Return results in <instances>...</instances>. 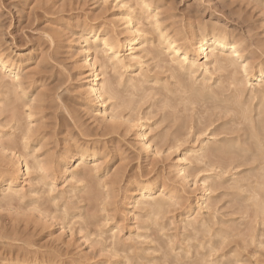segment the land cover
Here are the masks:
<instances>
[{
  "label": "rangeland",
  "instance_id": "obj_1",
  "mask_svg": "<svg viewBox=\"0 0 264 264\" xmlns=\"http://www.w3.org/2000/svg\"><path fill=\"white\" fill-rule=\"evenodd\" d=\"M136 1L0 0V54L10 56L11 59L16 60L20 64L22 79L20 80V88L15 87L16 92L14 87L13 89L10 88L13 91L7 92L6 90L8 89L6 88L9 85L11 87L12 85L14 86L13 81L10 76L0 74V83H2L0 86V100H2L0 102V114L2 113L0 115V178L3 179H0V188L2 189H0V264H264V193H262L264 191L260 192V187L261 189L264 187V177H262L264 176V164L253 145L256 141L252 136L255 131L251 129L249 121L244 122V119L240 121L242 115L233 114L234 112L225 113L224 105L222 106V103L218 101L215 102V100L210 99L207 102H181L180 97H177V95H181L182 91L175 81L176 79L179 80V77L174 75L173 71L171 72L173 68L170 65V57H167L165 51H162L164 49L158 38L159 33L157 32L158 34H156L155 29H152L151 23L148 24V22L154 21L151 19L152 17L153 19L155 17L156 19L159 18L158 20L155 19V21H158V23L160 21L159 25L162 26L161 29L163 31L166 30L167 35L172 38L177 37L176 40L179 39L178 43H185L182 45L195 46L193 47L194 50L198 48L197 42L204 29L203 25L208 24L209 27H207L209 29L212 28L211 24L214 27L217 25L216 27L221 28L223 31L227 28L225 33L228 32L227 34L231 40H236L235 42L239 44L241 57L250 68L252 67L251 72L249 73L250 75L246 76L243 72H240L239 68L235 69L233 67L216 72L212 66L213 85L211 81L209 84L211 83L213 90L216 88L215 91H218V87H221V89L222 87L233 89L230 86L232 78L239 79V76H241L239 81L242 84L244 83L243 93H245L243 95L244 100L243 98L242 100L246 103L248 100L246 98L249 95V97L252 95L253 99L258 96L254 101L249 98L252 101L250 100L249 103L248 100L246 103L247 107L252 110L248 115L250 114L254 118L257 111H259L258 107L264 109V104L262 105L264 95L261 94L264 91V80H256L258 68L264 70V27H262L264 26V0H149L151 1V12L148 11V13L142 12L140 10L141 5H139L141 1ZM121 2L122 4H120ZM135 7L137 11L134 10ZM132 10L136 14L140 11V13H144L141 15L139 13L138 15L143 20L140 21L144 22L142 26H145L143 28L148 30V37L146 36V38L149 41L146 43L147 45L142 44L144 47L140 46L142 49L146 48L147 52H149L147 55V52L145 55L143 54L145 58L143 60V71L138 72L136 69L123 68L119 70V75L121 76L117 75L115 80L114 75L116 76V74L111 69H108L106 77H109L112 81L114 79L113 82H116L117 88L119 87L118 90L120 88L123 90L118 91L119 98L122 95V100L121 98L119 99L121 103L117 101L118 99L115 100L118 104L120 103L119 105H121L122 109L118 108L119 105L117 103L116 105L113 100L104 103L103 106L98 108L94 97L89 94L88 81L90 80L91 70L87 66V61H90L91 58L88 57L89 54L86 52V43L83 42V36L90 31H94L103 35L106 34L108 37L120 36L122 39L125 33L126 21L130 17ZM152 13L154 16L151 15ZM145 17L152 21L148 20L146 23ZM148 25L152 27H149L151 30L148 29ZM187 38L188 40L190 39L189 43ZM182 39L187 44L184 41L181 42ZM154 41L155 44H153ZM151 42L152 46H150ZM158 47L161 49H158ZM158 50L162 51L166 56L161 55L160 52L158 53ZM100 59L102 60L101 56ZM200 62L202 63L204 60ZM169 67L171 68L170 70ZM231 68L238 72L236 76L234 70L230 71ZM1 75L4 79H1ZM124 76L125 78L123 79L122 77ZM242 76L245 78H242ZM134 77L139 83L146 81L145 85L143 84L145 87L140 86L138 92L134 90L133 94L131 93L134 96L137 92V96H134L136 99L132 95L128 96L130 92L127 91H131L130 86L127 84L123 85L124 88L122 85L118 86V79L128 81L132 78L134 79ZM156 80L159 82H156ZM166 81L170 84L168 85ZM217 82H220V85ZM159 83L164 84L161 87ZM165 83L169 86L165 90H168L167 92L172 96L170 98L166 91L164 94L159 91H164ZM174 83L177 87L174 86ZM171 84H173V87ZM159 87L163 89H159ZM17 88L19 89L18 91ZM156 88L159 90L156 91ZM173 88L174 91L177 89L176 94L171 91ZM152 90L153 92H151ZM5 92L8 95L11 94L8 96L9 98L5 95ZM123 92L124 95L121 94ZM139 93L143 94L142 98ZM151 93L152 96H155L153 97L154 99L151 98L152 96L150 97ZM138 94L141 100L138 98ZM246 94L247 97H245ZM123 96L130 100L124 99ZM181 96L184 97L183 95ZM224 96L226 95L223 94V100L225 99ZM165 98L167 100L165 102L166 105L168 102L170 105L174 103L173 100L176 102V109L173 108L174 111L173 109L172 111L170 110L171 106L168 104V107L170 106L168 110L171 113L165 109L166 106L163 104ZM132 99L136 100L135 104L137 102L138 107ZM123 100H127L128 104H123ZM131 101L137 109L133 104L131 105ZM177 101L181 102L180 108ZM251 103L253 107H250ZM126 106L128 107L125 108ZM108 107V114L103 113L104 108ZM132 108L136 111H132ZM213 109L217 110H215V117L213 115V118H211L214 113ZM186 110H188V113H186ZM196 111L200 113L197 114L195 113ZM177 113H179L178 119L176 118ZM221 113L222 115L218 116ZM182 114L184 115L181 116ZM225 116L229 117V119H225ZM139 117L144 120L141 121V124L144 125L151 139L152 152L143 148V129L139 126L141 125L138 122L140 121ZM262 117L264 120V114L260 118ZM125 120L128 122H125ZM220 124L221 126H219ZM222 124L224 127L220 129ZM238 132L242 133L239 134ZM244 134L246 136L248 134L249 137L247 136L248 138L245 137L244 139ZM238 135H240V138L237 137ZM175 136L179 137L178 140ZM260 137L263 139V135H260ZM217 139L218 141H216ZM222 139L226 142L222 141ZM246 139L248 140L245 142ZM227 140L230 142L228 143ZM205 141L207 144H205ZM236 141H239V143L236 144ZM243 141L245 144L248 143L247 147ZM202 144H205L204 147L208 146L203 147L206 150L215 144L226 149L230 146L233 147L237 154H241L240 156L238 155L239 157L236 156L235 162L239 163L238 160H241V162L244 160L245 163H248L247 161H249V163L251 162L250 165H253V170L249 163V166L247 164L244 165V162L239 163L240 166L236 164L237 167L235 166V168L229 170L226 166L223 169V166L217 164L218 161H210L206 157L199 158L204 152H199V156L195 152L203 146ZM26 146L29 147L27 148ZM248 147H252L255 153L251 150L252 148L249 149ZM29 148H32V150ZM246 148L247 150H245ZM80 149L88 152L89 157L85 164L77 161L73 163L74 165L66 166L68 154L76 153ZM26 151L29 153L27 154ZM29 155H31L32 159H30ZM205 159L209 160L208 163ZM22 160L27 161L30 167L33 164L35 165L37 161L41 162L42 166L46 163L48 166H43L44 172H39L36 171L37 168H34L33 165V169L29 173L25 172L22 175L19 171L21 169L25 171L22 168ZM185 163V173H183L181 169ZM243 166H248V168L246 167L245 170ZM46 169H49V174L45 172L47 171ZM249 169L253 172L249 171ZM259 169L263 172L259 171ZM39 176L44 178H42L43 183L40 180L42 184L45 183L43 186L39 183V179H36L40 178ZM259 176L263 178L262 181ZM46 179L51 182V184L48 182V185H52V190L51 187L46 185ZM239 179L242 181V183L240 182L241 184H238ZM10 180L17 182L19 190H24L22 191V193L24 192V197L23 194L22 197H18L19 199L17 196H12L11 200L4 197L3 194L6 195L5 192H7L6 189ZM247 181L248 183L249 181L250 183L255 181L258 184L257 190L256 187L254 188L255 182L253 184L249 183L250 186H248L246 184ZM38 183L39 187L37 188ZM144 183L151 184L154 189L151 192L153 199L159 198L162 192L165 195L162 197L163 199L161 198L165 201V203L163 202L164 205L162 204L159 211L153 213V215L149 211V207L136 206L135 209H127L131 200L136 198L137 194H140ZM86 188L89 189L87 190ZM47 190L48 192H46ZM249 191H251L253 196L260 192V196L257 197L255 195L252 197L251 193H248ZM38 192H40V195ZM42 192L44 193L42 194ZM46 196H49V198ZM89 196L91 199L88 198ZM86 198L89 201H86ZM253 199L259 201L258 203L260 204L257 206L261 205L263 208L254 207L256 201L254 202ZM47 200L53 204L48 203ZM255 208H259V210H255ZM261 208L263 209L262 211L260 210ZM67 210L69 214H67ZM144 229L146 230L143 231ZM167 229L169 231H166Z\"/></svg>",
  "mask_w": 264,
  "mask_h": 264
},
{
  "label": "bare ground",
  "instance_id": "obj_2",
  "mask_svg": "<svg viewBox=\"0 0 264 264\" xmlns=\"http://www.w3.org/2000/svg\"><path fill=\"white\" fill-rule=\"evenodd\" d=\"M138 1V0H137ZM136 1V2H137ZM139 1H141V4H139V5H141V11L143 12H145V13H148V11H150L151 10V4H150V2L151 1H149V0H139ZM163 1V0H162ZM134 2H135V0H134ZM221 2V1H220ZM104 3V2H103ZM155 3V2H154ZM153 3V4H154ZM120 4H122V2L120 3ZM132 4H133V2H132ZM136 4V3H135ZM156 4V3H155ZM158 4V3H157ZM262 4V3H261ZM134 5V4H133ZM153 6V5H152ZM119 7V6H118ZM190 7V6H189ZM120 8V7H119ZM123 9V8H122ZM132 9V8H131ZM138 9V8H137ZM129 10V9H128ZM135 11H137L136 10V7H135V9H134ZM135 11H133L132 10V12H130V17H128V19H127V21H126V27H125V33H124V35H123V37H122V39H121V37L119 36V37H115V36H113V37H108L106 34L105 35H103V34H100L99 32H94V31H90L88 34H83V35H85V36H83L84 38V40H83V42L84 43H86V52H88V54H89V58H91L90 59V61L88 60L87 61V63H88V67L90 68V70H91V76H90V80L88 81L89 82V84H88V88H89V94L90 95H92L93 97H94V99H95V101L97 102V106H98V108H99V106H103V104L104 103H106V102H109V101H111V100H113L114 102H115V100H117L118 102H120L119 101V99L122 97V95H121V97L119 98V92L118 91H123L121 88H120V90H118V88H117V85L115 84L116 82H113L114 81V79H113V81L112 80H110V78L109 77H106V75H107V73H108V69H111L112 71H113V73L114 74H116V76L114 75V78L115 77H117V75H119V70H121V69H123V68H126V69H136V71H143V60H145V58H144V55H145V53L147 52V49L145 50L144 48L142 49L140 46H143L142 44H146V43H148V39L146 38V36L148 37V30L146 29V28H143L144 26H142L143 24H144V22L142 23L141 21H143V20H141L142 18H139V13L141 12H139V13H137L136 14V12ZM168 11V10H167ZM187 11V10H186ZM151 12V11H150ZM149 12V13H150ZM158 12V11H157ZM154 13V12H153ZM153 13L151 14L152 16H154L153 15ZM162 13V12H161ZM160 13V14H161ZM173 13V12H172ZM141 14H144V13H140V15ZM138 15V16H137ZM150 15V14H149ZM184 15V14H183ZM144 16H146V15H144ZM151 16V17H152ZM155 16H157V14H155ZM158 16H159V14H158ZM246 16V15H245ZM142 17V16H141ZM146 18V20H145V22L147 23L148 22V20H150V19H147V17H145ZM149 18V17H148ZM171 18V17H170ZM174 18V17H173ZM179 18V17H178ZM188 18V17H187ZM143 19H144V17H143ZM152 20H154V21H152V20H150V21H152V22H148V24L149 23H151V25L153 26V28L152 27H150V25H148L147 27H148V29H150V28H152V29H155L154 31H156L155 33L156 34H158L159 33V40H160V44L163 46V49L164 50H162V51H165V53L167 54V57L169 56L170 57V65H171V67L173 68V70H171V72L174 74V75H177L178 77H179V80L178 79H176L175 81H176V83L178 84V86H179V89L182 91V93H181V95H183L184 97H182L179 93H177V94H179V95H177V97L179 96L180 97V100H181V102L182 101H184V102H192V103H195V102H202V101H206L207 102V100H210V99H212V100H215V102H219V103H222L221 105L223 106L224 105V112L225 113H231V112H234L233 114H240V116L242 117H240L241 118V120L240 121H243V119H244V122H246V121H249V123H250V125H251V129H254V131H255V133L252 135L253 136V139H255L256 141H255V143L253 144L254 145V147L256 148V151L258 152L257 154H258V156L260 157V159H261V161H262V163L264 164V120H263V117L262 118H260L261 117V115L263 116V114H264V109H261L262 107H258L259 108V111H257V113L255 114V116H254V118H252V116H250V114L248 115V113H250V112H252V110H250V108H248L247 106V101L249 100V98H252L253 96L251 95V97H249L248 96V98H246V99H248L247 101H246V103L243 101L244 100V98H243V95L245 94V93H243V91H244V83L242 84V82H240L239 81V79H241L240 77L241 76H239V79H236V78H232V82H231V84H230V86H232L233 87V89H231V88H226V87H222V89H221V87H218L219 89H218V91H215L216 90V88H215V90H213V80H212V74H213V72H211V67L213 66V68H214V71H222V70H226L228 67H233V68H239V70H240V72H243L246 76H248V75H250L249 73L251 72V68H250V66H248V64L246 63V61H244V59L241 57L242 55L240 54L241 52H240V50H239V44H237V42H235L236 40H231V38L229 37V35L227 34V33H225V31L227 30V28L225 29V31H223L221 28H217L216 26L214 27V26H212V24L210 25L212 28H208L209 26H208V24L207 25H203L204 26V29H203V31L201 32V35L199 36V38H198V42H197V44H198V48L196 49V50H194V48L193 47H195V46H192V45H182V44H185V43H178V41H179V39H177L176 40V38L174 39V38H172V37H170L169 35H167L166 34V30L165 31H163L162 29H161V27L162 26H160L159 24H160V21H159V23H158V21H155V19H156V17L153 19V17L151 18ZM159 19V18H158ZM158 19H156V20H158ZM168 19V18H167ZM141 20V21H140ZM163 21V20H162ZM161 21V22H162ZM173 21H174V19H173ZM168 22V21H167ZM171 22H172V20H171ZM179 23H180V21H178ZM142 23V24H141ZM175 23V22H174ZM183 23V22H182ZM197 23V22H196ZM202 23V22H201ZM173 24V23H172ZM184 24V23H183ZM198 24H199V22H198ZM147 25V24H146ZM162 25V24H161ZM179 25V24H178ZM200 25V24H199ZM198 25V26H199ZM207 28H206V27ZM150 27V28H149ZM179 27V26H178ZM262 27H264V26H262ZM188 28V27H187ZM199 28V27H198ZM179 29V28H178ZM263 29V28H262ZM147 30V31H146ZM151 30V29H150ZM201 30V29H200ZM153 31V30H152ZM174 31V30H173ZM150 32V31H149ZM158 32V33H157ZM168 32V31H167ZM169 33V32H168ZM175 33V32H174ZM149 34H151V33H149ZM230 34V33H229ZM113 35V34H112ZM153 35H155V34H153ZM237 35V34H236ZM175 36V35H174ZM184 36V35H183ZM186 36V35H185ZM243 36V35H242ZM232 37H233V35H232ZM235 37V36H234ZM246 37H247V35H246ZM242 38V37H241ZM152 40V39H151ZM181 40V39H180ZM190 40V39H189ZM189 40H188V38H187V41H188V43H189ZM194 40V39H193ZM184 40L182 39V41L181 42H183ZM192 41V40H191ZM184 42H186V41H184ZM193 43V42H192ZM191 43V44H192ZM239 43V42H238ZM153 44H155V41L153 42ZM181 44V45H180ZM186 44H187V42H186ZM196 44V45H197ZM147 45V44H146ZM148 46H149V44H148ZM150 46H152V42H151V44H150ZM160 46V45H159ZM140 47V48H139ZM144 47V46H143ZM147 47V46H146ZM161 47V46H160ZM160 47H158V49L160 48ZM197 47V46H196ZM148 48V47H147ZM155 48V47H154ZM162 48V47H161ZM160 48V49H161ZM58 49V48H57ZM256 49V48H255ZM53 51V50H52ZM80 51V50H79ZM162 51H159L158 50V53L160 52V54L161 55H165L166 56V54H163V52ZM54 52V51H53ZM85 52V51H84ZM1 53V52H0ZM3 53V52H2ZM122 53H123V55H122ZM149 52H147L146 53V55L148 54ZM244 53V52H243ZM77 54H78V52H77ZM144 54V55H143ZM151 54V53H150ZM1 56H0V74H2V75H4V74H6V75H8V77L10 76V78L12 79V81H13V84H14V86L12 85V87H11V85H7V84H5L6 86H8L6 89H8V90H6L7 92H10L12 89H13V87L15 88V87H19L20 86V80H22L21 79V72H20V64H18V62L16 61V60H13V59H11L10 58V56H7V55H4V54H0ZM55 55V54H54ZM86 55V54H85ZM255 55V54H254ZM100 56L102 57V60L100 59ZM146 57V56H145ZM152 57V56H151ZM88 58V59H89ZM149 58V57H148ZM147 60V59H146ZM204 60V62H200V61H203ZM19 63H21V62H19ZM155 64V63H154ZM160 64V63H159ZM169 64H168V66H170ZM85 66V65H84ZM159 66V65H158ZM46 67H47V65H46ZM161 68H162V66H161ZM167 68V67H166ZM150 69V68H149ZM156 69V68H155ZM171 68L169 67V70H170ZM235 69H232L231 68V70L230 71H232V70H234V72H235V76H236V73H238V72H236L235 71ZM54 70V69H53ZM89 70V69H88ZM110 70V71H111ZM238 69H237V71H239ZM254 70V69H253ZM130 71V70H129ZM123 72V71H122ZM257 73H258V76H257V79L256 78H254V79H256V80H264V70L263 69H261V68H258V71H256ZM110 73V72H109ZM256 73V74H257ZM142 74V73H141ZM140 74V75H141ZM232 74H233V72H232ZM256 74H255V76H256ZM1 75V79H4V78H2L3 76ZM6 75H4V76H6ZM110 75V74H109ZM125 75V74H124ZM144 75H145V73H144ZM143 75V76H144ZM237 75H241V74H237ZM119 76H121V75H119ZM123 76V75H122ZM153 76V75H152ZM159 76V75H158ZM172 76V75H171ZM234 75H233V77H235ZM244 76V75H243ZM242 76V78H245V77H243ZM24 77V76H23ZM71 77V76H70ZM146 77V76H145ZM145 77H144V79H145ZM160 77V76H159ZM158 77V78H159ZM170 77V76H169ZM200 79H199V78ZM109 78V79H108ZM119 78H121V77H119ZM123 79L125 78V76L124 77H122ZM130 78V77H129ZM147 78V77H146ZM172 78H173V76H172ZM171 78V79H172ZM38 79V78H37ZM143 79V80H144ZM161 79H163V78H161ZM66 80V79H65ZM115 80H116V78H115ZM119 80V82H118V86H121L122 85V87H123V85H128V86H130L129 88H131V91H127V92H130V95H129V93H128V96H131L132 94H133V91L135 90H137V92H138V88L140 87V86H143V87H145L144 85H145V82L146 81H144V82H141V83H139V81L138 80H135V77H134V79L132 78V79H130V80H120V79H118ZM142 80V81H143ZM148 80V79H147ZM152 80V79H151ZM160 80V79H159ZM168 80V79H167ZM172 80H174V79H172ZM245 80V79H244ZM243 80V81H244ZM247 80V79H246ZM1 81V80H0ZM3 81V80H2ZM149 81V80H148ZM158 80H156V82H157ZM164 81V80H163ZM168 81H170V80H168ZM211 81V83H212V85H211V83L209 84V82ZM215 81H217V80H215ZM222 82H223V80H221ZM247 81H249V80H247ZM246 81V82H247ZM6 82V81H5ZM21 82H23V81H21ZM39 82V81H38ZM159 82V81H158ZM165 82V81H164ZM167 82V81H166ZM174 82V81H173ZM7 83V82H6ZM12 83V82H11ZM10 83V84H11ZM66 83V82H65ZM139 83V84H138ZM220 82H217V84H219ZM144 84V85H143ZM147 84V83H146ZM148 84H149V82H148ZM158 84V83H157ZM160 84V83H159ZM162 84H164V83H161L159 86H161ZM166 84V83H165ZM167 84L169 85L170 83H168L167 82ZM164 85V91H161V90H159L161 87H159V91L161 92V93H165V91L167 92L168 90H165V88L167 89V86L168 85ZM223 84V83H222ZM246 84H248V83H246ZM2 85V83H0V86ZM5 85H3V86H5ZM54 85V84H53ZM84 85V84H83ZM173 84H171V86H172ZM220 85V84H219ZM243 85V86H242ZM250 85V84H249ZM43 86V85H42ZM174 86H175V83H174ZM252 86H253V83H252ZM251 86V87H252ZM21 87H23L22 85H21ZM26 87V86H25ZM146 87H147V85H146ZM169 87V86H168ZM173 87V86H172ZM175 87H177V86H175ZM245 87H246V85H245ZM248 87V86H247ZM1 88V87H0ZM4 88V87H3ZM10 88H12V89H10ZM20 88V87H19ZM124 88V87H123ZM128 88V87H127ZM128 88V89H129ZM149 88V87H148ZM147 88V89H148ZM255 88V87H254ZM253 88V89H254ZM45 89V88H44ZM63 89V88H62ZM61 89V90H62ZM68 89V88H67ZM86 89V88H85ZM161 89H163V88H161ZM168 89H170V88H168ZM179 89H178V91H179ZM252 89V88H251ZM15 90V92H16V88L14 89ZM19 89L17 88V91H18ZM27 90V89H26ZM127 90V89H126ZM157 90V88H156V91H158ZM259 90V89H258ZM264 90V89H263ZM13 91V90H12ZM66 91V90H65ZM171 91H173L174 93L177 91V89H176V91H174V88H173V90L171 89ZM247 91V90H246ZM245 91V92H246ZM255 91V90H254ZM257 91V90H256ZM1 92V91H0ZM25 92V91H24ZM85 92V91H84ZM137 92L135 93V95L137 94ZM151 92H153V90L151 91ZM259 92V91H258ZM264 92V91H263ZM263 92L261 93L262 95H264L263 94ZM14 93V92H13ZM18 93V92H17ZM67 93V92H66ZM132 93V94H131ZM146 93V92H145ZM159 93V92H158ZM168 93V92H167ZM170 93H172V92H170ZM252 93V92H251ZM20 94V93H19ZM61 94V93H60ZM121 94H123L124 95V92L123 93H121ZM140 94V96H141V98L143 97V94L142 93H139ZM139 94H138V96H139ZM142 94V95H141ZM147 94V93H146ZM154 94V93H153ZM162 94V95H163ZM176 94V93H175ZM221 94H222V96H221ZM223 94L224 95H226V96H224V100H223ZM249 94V93H248ZM253 94V93H252ZM259 95H260V93H258ZM5 95H7V97L9 96V95H11V94H6V92H5ZM134 95V96H135ZM158 95V94H157ZM168 95H169V93H168ZM14 96V95H13ZM12 96V97H13ZM16 96H17V94H16ZM23 96V95H22ZM27 96V95H26ZM133 96V95H132ZM133 96V97H134ZM137 96V95H136ZM140 96L138 97L140 100H141V98H140ZM152 96V93H151V95H150V97ZM160 96V95H159ZM176 96V95H175ZM11 97V98H12ZM15 97V96H14ZM61 97H63V96H61ZM124 97V96H123ZM145 97H147L146 95H145ZM149 97V96H148ZM149 97V98H150ZM153 97H155V96H152L151 98H153ZM157 97V96H156ZM168 97V96H167ZM170 97H172L171 95H169V98ZM245 97H247V94L245 95ZM258 97V96H257ZM256 97V98H257ZM2 98V97H1ZM9 98V97H8ZM126 97H124V99H125ZM132 98V97H131ZM242 98H243V100H242ZM255 98V99H256ZM16 99V98H15ZM21 99V98H20ZM127 99V98H126ZM129 99V98H128ZM127 99V100H128ZM134 99H136L135 97H134ZM134 99H132V100H134ZM154 99V98H153ZM168 99V98H167ZM179 99V98H178ZM253 99V98H252ZM255 99H253V101L255 100ZM263 100V102H262V105L264 104V98H262ZM5 100H6V98H5ZM68 100V99H67ZM121 100H122V98H121ZM126 100V101H127ZM130 100V99H129ZM128 100V101H129ZM143 100H144V98H143ZM146 100H147V98H146ZM176 100V99H175ZM179 100V101H180ZM251 100V99H250ZM250 100H249V103H250ZM261 100V99H260ZM2 100H0V102H1ZM124 101V103L123 104H128V101H127V103H126V101L125 100H123ZM135 101L136 100H134V104H135ZM167 100H166V98H165V101H164V103L163 104H165V102H166ZM252 101V100H251ZM17 102V101H16ZM30 102V101H29ZM67 102V101H66ZM95 102V103H96ZM132 102V101H131ZM130 102V103H131ZM142 102V101H141ZM171 102H172V100H171ZM173 102L174 103H172L171 105L169 104V102H168V104L171 106V109L168 107V104L166 105L165 104V106L167 107H165L164 105V107H165V109L166 110H168V109H170L171 111H172V109L173 108H175V101L173 100ZM178 102V101H177ZM180 102V103H181ZM117 102H115V104H116ZM121 103V102H120ZM119 103V104H120ZM129 103V104H130ZM154 103H156V102H154ZM158 103V102H157ZM161 103V102H160ZM179 102H178V105H179V108H180V104ZM189 103V104H190ZM219 103H217V104H219ZM248 103V104H249ZM255 103V102H254ZM16 104V103H15ZM50 104V103H49ZM52 104H53V102H52ZM66 104H68V103H66ZM118 104V103H117ZM116 104V105H117ZM118 104V105H119ZM133 104V102L131 103V105ZM134 104H133V106H134ZM206 104V103H205ZM258 104V103H257ZM260 104H261V102H260ZM11 105V104H10ZM113 105V104H112ZM111 105V106H112ZM131 105H130V108H131ZM137 107H138V105H137V102H136V104H135ZM178 105H177V107H178ZM213 105H214V103H213ZM220 105V106H221ZM252 105V106H251ZM261 105V106H262ZM96 106V107H97ZM110 106V107H111ZM115 106V105H114ZM136 106H134L136 109H137V107ZM154 106V105H153ZM153 106H151V107H153ZM174 106V107H173ZM264 106V105H263ZM74 107V106H73ZM128 106H126L125 108H127ZM147 107V106H146ZM191 107H193V106H191ZM197 107V106H196ZM198 107H200V106H198ZM197 107V108H198ZM207 107H209V106H207ZM212 107H214V106H212ZM250 107H253V104L251 103L250 104ZM21 108V107H20ZM90 108V107H89ZM118 108H121V105H119V107ZM117 108V106H116V110L118 109ZM129 108V109H130ZM182 108H183V105H182ZM186 108V107H185ZM184 108V109H185ZM201 108V107H200ZM203 108V107H202ZM255 108H257V107H255ZM257 108V109H258ZM108 109H109V107L108 108H104V112L103 113H106V114H108L107 112H108ZM113 109H114V107H113ZM122 109V108H121ZM164 109V110H165ZM176 109V108H175ZM178 109V108H177ZM184 109H182V110H184ZM196 109V108H195ZM195 109H194V111H195ZM252 109V108H251ZM30 110V109H29ZM88 110V109H87ZM214 110V109H213ZM215 110H217V109H215ZM215 110H214V113L212 114V117L211 118H213V115H214V117H215ZM31 111V110H30ZM47 111V110H46ZM59 111V110H58ZM132 111H134L133 110V108H132ZM136 111V110H135ZM134 111V112H135ZM169 111V110H168ZM168 111H167V113H168ZM173 111H174V109H173ZM188 110H186V113H188L187 112ZM199 111V110H198ZM5 112V111H4ZM9 112H11V111H9ZM24 112V111H23ZM131 112V111H130ZM170 112V111H169ZM217 113H219L218 111H216ZM14 113H17V112H14ZM67 113V112H66ZM102 113V114H103ZM124 113V112H123ZM171 113V112H170ZM176 113V112H175ZM182 113V112H181ZM180 113V114H181ZM195 113H197V111L195 112ZM198 113H200V112H198ZM197 113V114H198ZM217 113H216V115H217ZM2 114V113H1ZM0 114V115H1ZM75 114V113H74ZM114 114H115V112H114ZM178 114L179 113H177V116H176V118L178 117ZM185 114V113H184ZM184 114H182L181 116H183ZM41 115V114H40ZM117 115H118V113H117ZM148 115V114H147ZM175 115V114H174ZM186 115V114H185ZM194 115V114H193ZM219 115H222V113L221 114H218V116ZM253 115V114H252ZM31 116H32V114H31ZM155 116H156V114H155ZM172 116V115H171ZM170 116V117H171ZM190 116V115H189ZM2 117V116H1ZM27 117V116H26ZM76 117V116H75ZM103 117V116H102ZM129 117V116H128ZM142 117V116H141ZM145 117H146V115H145ZM144 117V118H145ZM153 117V116H152ZM166 117V116H165ZM175 117V116H174ZM235 117H238V116H235ZM257 117V118H256ZM49 118V117H48ZM125 118V117H124ZM143 118V117H142ZM141 118V119H142ZM191 118V117H190ZM256 118V119H255ZM1 119V118H0ZM6 119V118H5ZM74 119V118H73ZM139 119H140V117H139ZM140 119V121H138L140 124H141V121H144L143 119L141 120ZM147 119V118H146ZM145 119V120H146ZM157 119H158V117H157ZM178 119V118H177ZM187 119V118H186ZM225 119H229V117L227 118L226 116H225ZM238 119V118H237ZM41 120V119H40ZM102 120H104V119H102ZM134 120V119H133ZM166 120H168L167 118H166ZM171 120V119H170ZM176 120V119H175ZM193 120V119H192ZM219 120V119H218ZM39 121V120H38ZM157 121V120H156ZM155 121V122H156ZM187 121V120H186ZM221 121V120H220ZM234 121V120H233ZM15 122V121H14ZM29 122V121H28ZM102 122V121H101ZM125 122H128V121H126L125 120ZM137 122V121H136ZM137 122V123H138ZM146 122V121H145ZM153 122V121H152ZM9 123V122H8ZM135 123V122H134ZM185 123V122H184ZM207 123V122H206ZM213 122L211 121V124H212ZM239 123V122H238ZM242 123V122H241ZM17 124V123H16ZM39 124V123H38ZM54 124V123H53ZM200 124V123H199ZM210 124V125H211ZM228 124V123H227ZM245 124V123H244ZM5 125V124H4ZM57 125V124H56ZM186 125V124H185ZM187 125H188V122H187ZM213 125V124H212ZM248 125V124H247ZM142 129H143V132H142V138H143V148L146 150V151H153L152 149H153V147H152V142H151V139L149 138V136H148V132L146 131V128L144 127V125L143 124H141V125H139ZM189 126V125H188ZM201 126H202V124H201ZM208 126V125H207ZM219 126H221V124L219 125ZM229 126V125H228ZM238 126H239V124H238ZM249 126V125H248ZM46 127V126H45ZM61 127V126H60ZM138 127V126H137ZM175 127V126H174ZM224 126H223V124H222V127H220V129L221 128H223ZM227 127V126H226ZM231 127V126H230ZM236 127V126H235ZM240 127V126H239ZM238 127V128H239ZM128 128V127H127ZM126 128V129H127ZM189 128H190V126H189ZM228 128V127H227ZM217 129V128H216ZM219 129V130H220ZM236 129V128H235ZM240 129H242V128H240ZM13 130V129H12ZM43 130H45V129H43ZM56 130V129H55ZM68 130V129H67ZM114 130V129H113ZM112 130V131H113ZM181 130V129H180ZM192 130V129H191ZM207 130H208V128H207ZM207 130H205V131H207ZM15 131V130H14ZM115 131H116V129H115ZM216 131V130H215ZM242 131V130H241ZM131 132H132V130H131ZM186 132V131H185ZM185 132H183L184 134H185ZM209 132V131H208ZM244 132V131H243ZM10 133V132H9ZM26 133V132H25ZM150 133V132H149ZM152 133V132H151ZM239 133V132H238ZM242 133V132H241ZM241 133H239V134H241ZM244 133H246V132H244ZM12 134V133H11ZM19 134V133H18ZM57 134V133H56ZM113 134V133H112ZM116 134V133H115ZM176 134V133H175ZM174 134V135H175ZM183 134V135H184ZM217 134V133H216ZM218 134H220V133H218ZM223 134V133H222ZM251 134V133H250ZM10 135V134H9ZM54 135V134H53ZM125 135V134H124ZM178 135V134H177ZM211 135V134H210ZM225 135H226V133H225ZM228 135V134H227ZM245 135V134H244ZM243 135V136H244ZM260 135H263V139L260 137ZM1 136H2V134H1ZM74 136V135H73ZM216 136V135H215ZM217 136H220V135H217ZM240 135H238L237 137H239ZM243 136H242V138H243ZM247 136L249 137V135L247 134ZM246 135L244 136V139H245V137H247ZM13 137V136H12ZM48 137V136H47ZM52 137V136H51ZM116 137V136H115ZM176 137V136H175ZM247 137V138H248ZM251 137V136H250ZM96 138V137H95ZM179 138V137H178ZM178 138L176 137V139L178 140ZM204 138V137H203ZM223 138H224V136H223ZM227 138V137H226ZM240 138V137H239ZM238 138V139H239ZM242 138H241V141H242ZM213 139V138H212ZM214 139H216V138H214ZM220 139H221V137H220ZM243 139V140H244ZM101 140V139H100ZM183 140V139H182ZM229 140V139H228ZM227 140V141H228ZM231 140V139H230ZM248 139H246L245 140V142L247 141ZM97 141V140H96ZM216 141H218V139L216 140ZM222 141H225V140H223L222 139ZM219 142H221V141H219ZM226 142V141H225ZM225 142H223V143H225ZM230 141H228V143H229ZM244 142V141H243ZM245 142H244V144H245ZM26 143V142H25ZM48 143V142H47ZM180 143V142H179ZM202 143V142H201ZM209 143H212V142H209ZM214 143H215V141H214ZM237 143H239V141H236V144ZM1 144V143H0ZM205 144H207V142L205 141ZM204 144V145H205ZM220 144V143H219ZM221 144H222V142H221ZM233 144V143H232ZM28 145V144H27ZM203 145V144H202ZM204 145L202 146V147H200V149L197 151L196 149V154L198 155V153L199 152H204V154L202 153V156H199V158H202V157H206L207 159H209L210 161H218V163L217 164H219L220 166H223L222 168L223 169H225V167L224 166H226L227 168H229V170H231L232 168H235V166H236V164H238L239 166H240V164L239 163H243L244 165L245 164H247L248 165V163H249V161H247L248 163H245V161L243 160V162H241V160H238L239 161V163L238 162H235V160H236V156H238L239 154H237V152L236 151H234L233 150V147H231L232 145H231V143H230V147L228 148V149H226V148H223L222 146H218L217 144H215L213 147H211V148H208L207 150L206 149H203V147H204ZM211 145V144H210ZM234 145V144H233ZM242 145H243V143H242ZM246 145V147L248 146V143L247 144H245ZM60 146V145H59ZM66 146V145H65ZM207 146V145H206ZM205 146V147H206ZM238 146H239V144H238ZM6 147H7V145H6ZM27 148L29 147V146H26ZM177 147V146H176ZM204 147V148H205ZM208 147V146H207ZM210 147V146H209ZM226 147V146H225ZM253 147V146H252ZM252 147H250V148H252ZM8 148V147H7ZM27 148H26V150H27ZM249 148V147H248ZM249 148V149H250ZM254 148V149H255ZM29 149H31L32 150V148H29ZM41 149V148H40ZM57 149V148H56ZM97 149V148H96ZM237 149H238V147H237ZM35 150V149H34ZM245 150H247V148L245 149ZM252 151H253V153H255V150H253V148L251 149ZM29 151V150H28ZM28 151H26V153L28 154L29 152ZM36 151V150H35ZM34 151V152H35ZM192 151V150H191ZM239 151V150H238ZM241 151V150H240ZM244 151V150H243ZM251 151V152H252ZM50 152V151H49ZM100 152V151H99ZM193 152V151H192ZM242 152V151H241ZM240 152V153H241ZM247 154H248V152H246ZM31 154V153H30ZM35 154V153H34ZM182 154V153H181ZM195 154V155H196ZM250 154V153H249ZM241 155V154H240ZM239 155V156H240ZM244 155V154H243ZM30 156V159H32L31 158V155H29ZM28 156V157H29ZM40 156V155H39ZM67 156V155H66ZM65 156V157H66ZM238 156V157H239ZM249 156V155H248ZM251 156H252V154H251ZM257 156V155H256ZM38 157V156H37ZM36 157V158H37ZM68 158H67V160H68V162H66L65 163V165L66 166H69L70 164H73V163H76L77 161H79V162H81V163H84L85 164V162L87 161V159H88V157H89V155H88V152L86 151V150H79V151H77L76 153H71V154H68V156H67ZM22 158V157H21ZM34 158V157H33ZM39 158V157H38ZM242 158H243V156H242ZM246 158H247V156H246ZM40 159V158H39ZM204 159V158H203ZM207 159H205V160H207ZM238 159V158H237ZM244 159V158H243ZM248 159H249V157H248ZM247 159V160H248ZM256 159H259V158H256ZM28 160V159H27ZM40 160H42V159H40ZM43 160H45V159H43ZM66 160V159H65ZM66 160V161H67ZM204 160V161H205ZM209 160H207V163H208V161ZM35 161V160H34ZM199 161V160H198ZM50 162V161H49ZM98 162V161H97ZM235 162V163H234ZM256 162V161H255ZM254 162V163H255ZM34 163V162H33ZM45 163V162H44ZM207 163H206V165H207ZM235 165H234V164ZM50 164V163H49ZM216 164V165H217ZM243 164H241V165H243ZM251 164V162L249 163V165ZM257 164V163H256ZM34 165V164H33ZM32 165V166H33ZM46 166H48L47 165V163L45 164ZM45 165L43 164V166L45 167ZM74 165V164H73ZM213 165H214V163H213ZM230 165H233L232 167H228V166H230ZM248 165V166H249ZM22 168H24V170L25 171H22V169L21 170H19L20 172H21V174L23 175L25 172L26 173H29L33 168H32V166L30 167L29 165H28V163H27V161H24V160H22ZM43 166H42V163L41 162H35V165L33 166L34 168H37V170L36 171H41V172H44V168H43ZM87 166V165H86ZM89 166V165H88ZM212 166V165H211ZM238 166V167H239ZM248 166H243L244 167V169L247 167L248 168ZM253 166V165H252ZM252 166L250 165V167L252 168ZM57 167V166H56ZM90 167V166H89ZM185 167H186V163L185 164H183V166H182V169H181V172H183V173H185ZM213 167V166H212ZM237 167V166H236ZM257 167L258 168H260L259 167V165H257ZM51 168V167H50ZM53 168V167H52ZM211 168V167H210ZM215 168H218V167H215ZM258 168H256V169H258ZM66 169V168H65ZM187 169V168H186ZM219 169V168H218ZM255 169V168H254ZM2 170V169H1ZM47 171H45V172H49V169H46ZM227 170V169H226ZM233 170H235V169H233ZM232 170V171H233ZM237 170V169H236ZM246 170V169H245ZM244 170V171H245ZM251 169H249V171H250ZM252 170H253V168H252ZM251 170V171H252ZM84 171V170H83ZM222 171V170H221ZM257 171V170H256ZM259 171H262V170H260L259 169ZM38 172V173H39ZM53 172V171H52ZM68 172V171H67ZM229 172V171H228ZM253 172V171H252ZM258 172V171H257ZM256 172V173H257ZM263 172V171H262ZM37 173V172H36ZM47 173H46V175H47ZM84 173V172H83ZM226 173H227V171H226ZM19 174V173H18ZM21 174H19V175H21ZM33 174V173H32ZM39 174H42V173H39ZM49 174V173H48ZM179 174H180V172H179ZM242 174V173H241ZM252 174V173H251ZM257 174H259V173H257ZM11 175H13V174H11ZM21 175V176H22ZM43 175H45L44 173H43ZM42 175V176H43ZM53 175V174H52ZM85 175H86V172H85ZM90 175V174H89ZM230 175H232V174H230ZM247 175V174H246ZM249 175H250V173H249ZM255 175V174H254ZM30 176V175H29ZM38 176V175H37ZM37 176H35V177H37ZM42 176H39L40 178H36L37 180L39 179V181L41 180L42 181V183L44 182L43 180H42V178L44 177H42ZM106 176V175H105ZM114 176V175H113ZM144 176V175H143ZM206 176H208V175H206ZM235 177H238L237 175H234ZM233 176V177H234ZM20 177V176H19ZM34 177V178H35ZM47 177V176H46ZM58 177V176H57ZM232 177V178H233ZM262 177H264V176H262ZM11 178V177H10ZM32 178V177H31ZM86 178H87V176H86ZM217 178V177H216ZM245 178V177H244ZM254 178V177H253ZM255 178H256V175H255ZM259 178L261 179V181H262V179L263 178H261V176H259ZM0 179H2V178H0ZM11 179H13V178H11ZM44 179V178H43ZM71 179H73V178H71ZM84 179V178H83ZM241 179V178H240ZM240 179H239V183L238 184H241L242 183V181H240ZM248 179H249V177H248ZM259 179V180H260ZM3 180V179H2ZM37 180H36V182H37ZM88 180V179H87ZM93 180V179H92ZM135 180V179H134ZM215 180V179H214ZM234 180V179H233ZM244 180V179H243ZM245 180H247L246 178H245ZM244 180V181H245ZM250 180V179H249ZM258 180V181H259ZM7 181V180H6ZM6 181H4V182H6ZM32 181H34V180H32ZM41 181L39 182L40 184H42L41 183ZM96 181V180H95ZM108 181V180H107ZM243 181V182H244ZM251 181V180H250ZM250 181H249V183H250ZM256 181V180H255ZM254 181V182H255ZM260 181V182H261ZM263 181H264V179H263ZM28 182H30V181H28ZM45 182H47L46 183V185L47 186H49V187H51V190H52V185L50 186V185H48L49 183L51 184V182H49V181H47V179L45 180ZM49 182V183H48ZM83 182V181H82ZM237 182H238V180H237ZM241 182V183H240ZM253 181H252V183H250V184H253L254 183ZM39 183H38V186H37V188L39 187ZM216 183V182H215ZM235 183H236V181H235ZM248 183V181L246 182V184L248 185V186H250V184ZM256 183V182H255ZM6 184H7V182H6ZM45 184V183H44ZM44 184H42V186L44 185ZM99 184H101V183H99ZM217 184V183H216ZM260 184V183H259ZM23 185V184H22ZM45 185V186H46ZM86 185V184H85ZM98 185V184H97ZM116 185V184H115ZM211 185V184H210ZM246 185V186H247ZM255 185V186H254ZM253 186H254V188L256 187V190H257V183L256 184H254ZM17 182H15V181H12V180H10V182L8 183V186H7V192H5L6 193V195L5 194H3L4 195V197H6V198H8V199H10L11 200V197L12 196H17V198L18 197H22V194H23V197H24V192L22 193V191H24V190H19V188H17ZM41 186V187H42ZM44 186V187H45ZM54 186V185H53ZM77 186V185H76ZM80 186H81V184H80ZM86 186H88V185H86ZM217 186V185H216ZM234 186H236V185H234ZM243 186V185H242ZM247 186V187H248ZM252 186V185H251ZM263 186H264V183H263ZM25 187V186H24ZM40 187V189H41V191H42V188ZM101 187V186H100ZM154 187V186H153ZM164 187V186H163ZM30 188V187H29ZM46 189H47V187H45ZM111 188V187H110ZM159 188V187H158ZM157 188V189H158ZM212 188V187H211ZM218 188H219V186H218ZM240 188H242V187H240ZM244 188H246L245 186H244ZM250 188V187H249ZM248 188V189H249ZM1 189V188H0ZM22 189V188H21ZM24 189V188H23ZM87 189V188H86ZM89 189V188H88ZM87 189V190H88ZM156 189V190H157ZM210 189V188H209ZM213 189V188H212ZM247 189V188H246ZM252 189V188H251ZM2 190V189H1ZM5 190V189H4ZM92 190V189H91ZM104 190V189H103ZM153 188H152V186H151V184H149V183H144V184H142V188H141V190H140V194L138 195L137 194V197L136 198H134V199H132L131 200V202H130V204L128 205V210L129 209H135V207L136 206H138V207H145V208H147V207H149V211L150 212H152V215H153V213H155V212H158L159 211V209H160V207L162 206V204H163V202L165 203V201H163L162 199V197H164L165 195H164V192H162L161 194H160V196H159V198H157V199H153L152 198V196H151V192H153ZM230 190V189H229ZM241 190V189H240ZM254 190V189H253ZM256 190H254V191H256ZM260 192H262V190L264 191V187L261 189V187H260ZM49 191H50V189H49ZM99 191H100V189H99ZM245 191V190H244ZM252 191V190H251ZM251 191H249L248 193H251ZM46 192H48V190L46 191ZM65 192V191H64ZM94 192V191H93ZM108 192V191H107ZM239 192H241V191H239ZM259 192V193H260ZM40 192H38V194H39ZM44 192H42V194H43ZM51 193H53V192H51ZM98 193V192H97ZM207 193V192H206ZM246 193H247V191H246ZM259 193H257V197H259L260 196V194ZM262 193H264V192H262ZM261 193V194H262ZM27 194V193H26ZM49 194V196H51V194L50 193H48ZM79 194V193H78ZM211 194H213V193H211ZM241 194H242V192H241ZM40 195V194H39ZM65 195V194H64ZM70 195V194H69ZM91 195V194H90ZM94 195H95V192H94ZM99 195V194H98ZM157 195V194H156ZM167 195V194H166ZM250 195H252V197H254L253 196V194L251 193ZM249 195V196H250ZM32 196H33V194H32ZM49 196H46V197H48L49 198ZM264 196V195H263ZM79 197V196H78ZM84 197V196H83ZM208 197V196H207ZM218 197V196H217ZM41 198H43V197H41ZM40 198V199H41ZM51 198V197H50ZM54 198V197H53ZM56 198V197H55ZM88 198H90V196L88 197ZM93 198V197H92ZM162 198V199H161ZM215 198V197H214ZM248 198H250V197H248ZM247 198V199H248ZM261 198V197H260ZM1 199V198H0ZM19 199V198H18ZM30 199V198H29ZM44 199V198H43ZM70 199V198H69ZM68 199V200H69ZM91 199V198H90ZM108 199V198H107ZM235 199V198H234ZM263 199V198H262ZM7 200V199H6ZM9 200V201H10ZM21 200V199H20ZM26 200V199H25ZM49 200H52V199H49ZM49 200H47L48 201V203H50V204H53V203H51V202H49ZM55 200V199H54ZM64 200V199H63ZM67 200V199H66ZM75 200H76V198H75ZM206 200V199H205ZM214 200V199H213ZM250 200H251V198H250ZM254 200V199H253ZM2 201V200H1ZM33 201V200H32ZM44 201V200H43ZM74 201V200H73ZM86 201H89L87 198H86ZM97 201V200H96ZM220 201V200H219ZM235 201V200H234ZM248 201H249V199H248ZM252 201V200H251ZM256 201V202H255ZM11 202V201H10ZM25 202V201H24ZM34 202V201H33ZM46 202V201H45ZM77 202V201H76ZM169 202V201H168ZM236 202V201H235ZM241 202V201H240ZM246 202V201H245ZM254 202L256 203V205L254 206V207H262L263 208V206H264V204H263V206H257V205H259L260 203H258L259 201H257L256 199L254 200ZM260 202H262V201H260ZM264 202V201H263ZM19 203H21V202H19ZM47 203V202H46ZM58 203H60V202H58ZM62 203V202H61ZM66 203V202H65ZM71 203V202H70ZM69 203V204H70ZM258 203V204H257ZM32 204H34V203H32ZM32 204H30V205H32ZM42 204H44V203H42ZM68 204V205H69ZM72 204H74L73 202H72ZM76 204V203H75ZM78 204V203H77ZM88 204H89V202H88ZM95 204V203H94ZM171 205H172V203H170ZM221 204V203H220ZM46 205V204H45ZM44 205V206H45ZM67 205V206H68ZM164 205V204H163ZM217 205V204H216ZM12 206V205H11ZM19 206V205H18ZM24 206H26V205H24ZM33 206V205H32ZM39 206V205H38ZM56 206V205H55ZM73 206V205H72ZM80 206V205H79ZM105 206H106V204H105ZM249 206V205H248ZM252 206H253V204H252ZM31 207V206H30ZM36 207V206H35ZM164 207V206H163ZM24 208V207H23ZM37 208H39V207H37ZM42 208V207H41ZM52 208V207H51ZM98 208V207H97ZM103 208H106V207H103ZM166 208V207H165ZM259 208H255V210L256 209H258L259 210ZM260 209L261 211L263 210V209ZM48 209H50V208H48ZM56 209V208H55ZM54 209V210H55ZM60 209V208H59ZM63 209V208H62ZM66 209V208H65ZM74 209V208H73ZM91 209V208H90ZM40 210V209H39ZM39 210H37L38 212H39ZM42 210V209H41ZM46 210V209H45ZM89 210V209H88ZM168 210V209H167ZM212 210V209H211ZM57 211V210H56ZM63 211V210H62ZM200 211V210H199ZM209 211V210H208ZM217 211V210H216ZM231 211V210H230ZM58 212V211H57ZM56 212V213H57ZM60 212H61V210H60ZM67 212H68V210H67ZM82 212H83V210H82ZM84 212H85V210H84ZM98 212V211H97ZM107 212H108V210H107ZM110 212V211H109ZM167 212V211H166ZM238 212V211H237ZM246 212V211H245ZM255 212V211H254ZM258 212V211H257ZM264 212V211H263ZM46 213V212H45ZM86 213V212H85ZM84 213V214H85ZM145 213H147V212H145ZM247 213V212H246ZM260 213V212H259ZM61 214V213H60ZM59 214V215H60ZM67 214H69V212L67 213ZM82 214V213H81ZM90 214V213H89ZM114 214V213H113ZM158 214V213H157ZM156 214V215H157ZM160 214H161V210H160ZM43 215V214H42ZM71 215V214H70ZM148 215V214H147ZM155 215V214H154ZM46 216V215H45ZM88 216H90V215H88ZM117 216V215H116ZM244 216V215H243ZM254 216H255V214H254ZM66 217H67V215H66ZM77 217V216H76ZM83 217V216H82ZM144 217V216H143ZM149 217H150V215H149ZM105 218V217H104ZM166 218V217H165ZM204 218H205V216H204ZM211 218V217H210ZM227 218V217H226ZM242 218V217H241ZM263 218H264V216H263ZM63 219V218H62ZM61 219V220H62ZM67 219V218H66ZM85 219H86V217H85ZM88 219V218H87ZM108 219V218H107ZM113 219V218H112ZM145 219V218H144ZM161 219H163L162 217H161ZM69 220V219H68ZM114 220V219H113ZM140 220V219H139ZM138 220V221H139ZM164 220V219H163ZM162 220V221H163ZM200 220V219H199ZM255 220V219H254ZM264 220V219H263ZM69 221H71V220H69ZM142 221H143V219H142ZM141 221V222H142ZM152 221H153V219H152ZM158 221H159V219H158ZM248 221V220H247ZM97 222V221H96ZM99 222V221H98ZM103 222V221H102ZM112 222H114V221H112ZM146 222V221H145ZM144 222V223H145ZM148 222V221H147ZM70 223V222H69ZM94 223V222H93ZM149 223H150V221H149ZM152 223V222H151ZM158 223H160V222H158ZM223 223V222H222ZM249 223V222H248ZM81 224V223H80ZM83 224V223H82ZM188 224V223H187ZM202 224V223H201ZM232 224V223H231ZM84 225V224H83ZM97 225V224H96ZM110 225V224H109ZM153 225V224H152ZM158 225V224H157ZM156 225V226H157ZM203 225V224H202ZM205 225H207V224H205ZM204 225V226H205ZM99 226H100V224H99ZM142 226H143V224H142ZM184 226V225H183ZM208 226V225H207ZM239 226V225H238ZM87 227H89V226H87ZM146 227V226H145ZM108 228V227H107ZM148 228V227H147ZM168 228H170V227H168ZM182 228V227H181ZM105 230H106V228H104ZM207 229V228H206ZM223 229V228H222ZM254 229V228H253ZM95 230H96V228H95ZM146 229H144L143 231H145ZM186 230V229H185ZM247 230V229H246ZM97 231V230H96ZM99 231H100V229H99ZM102 231V230H101ZM148 231V230H147ZM166 231H169V229H167ZM255 231V230H254ZM141 232V231H140ZM185 232V231H184ZM194 232V231H193ZM212 232V231H211ZM226 232V231H225ZM244 232V231H243ZM99 233V232H98ZM97 233V234H98ZM101 233V232H100ZM162 233V232H161ZM210 233V232H209ZM247 233V232H246ZM163 234V233H162ZM161 234V235H162ZM212 234V233H211ZM88 235V234H87ZM153 235V234H152ZM160 235V236H161ZM189 235V234H188ZM252 235H254V234H252ZM103 236V235H102ZM158 236V235H157ZM245 236V235H244ZM87 237H89V236H87ZM95 237V236H94ZM104 237V236H103ZM107 237V236H106ZM134 237H136V236H134ZM171 237V236H170ZM202 237V236H201ZM140 238V237H139ZM138 238V239H139ZM182 238V237H181ZM190 238V237H189ZM210 238V237H209ZM99 239V238H98ZM107 239V238H106ZM171 239V238H170ZM255 239V238H254ZM120 240V239H119ZM162 240V239H161ZM169 240V239H168ZM182 240V239H181ZM108 241V240H107ZM126 241V240H125ZM165 241V240H164ZM189 241V240H188ZM127 242V241H126ZM151 242V241H150ZM160 242V241H159ZM161 243V242H160ZM192 243V242H191ZM99 244V243H98ZM129 244V243H128ZM147 244V243H146ZM164 244V243H163ZM171 244H172V242H171ZM171 244H170V246H171ZM188 244V243H187ZM121 245H123V244H121ZM130 245V244H129ZM176 245V244H175ZM200 245H201V243H200ZM257 245V244H256ZM119 246V245H118ZM160 246V245H159ZM202 246V245H201ZM113 247H114V245H113ZM130 247V246H129ZM153 247V246H152ZM103 248V247H102ZM118 248V247H117ZM143 248V247H142ZM167 248H169L168 246H167ZM197 248V247H196ZM218 248V247H217ZM106 249V248H105ZM157 249V248H156ZM159 249V248H158ZM174 249H175V247H174ZM213 249H214V247H213ZM121 250V249H120ZM166 250V249H165ZM173 250V249H172ZM178 250V249H177ZM190 250H191V248H190ZM201 250V249H200ZM211 250V249H210ZM216 250V249H215ZM214 250V251H215ZM106 251V250H105ZM108 251V250H107ZM163 251V250H162ZM161 251V252H162ZM196 251V250H195ZM213 251V250H212ZM217 251V250H216ZM117 253H118V251H117ZM120 253V252H119ZM170 253V252H169ZM179 253V252H178ZM191 253V252H190ZM220 253V252H219ZM218 253V254H219ZM228 254V253H227ZM115 255V254H114ZM179 255V254H178ZM182 255V254H181ZM209 255V254H208ZM235 255V254H234ZM187 257V256H186ZM197 257V256H196ZM128 258V257H127ZM235 258V257H234ZM146 259V258H145ZM187 259V258H186ZM230 259V258H229ZM36 260V259H35ZM222 260H223V258H222ZM187 261V260H186ZM198 261V260H197ZM196 261V262H197ZM49 262V261H48ZM52 262V261H51ZM129 262V261H128ZM137 262H138V260H137ZM156 262V261H155ZM212 262V261H211ZM223 262V261H222ZM21 263H22V261H21ZM24 263V262H23ZM59 263H61V262H59ZM63 263V262H62ZM207 263V262H206ZM237 263H238V261H237ZM16 264V263H15ZM210 264V263H209ZM213 264V263H212ZM217 264V263H216Z\"/></svg>",
  "mask_w": 264,
  "mask_h": 264
}]
</instances>
